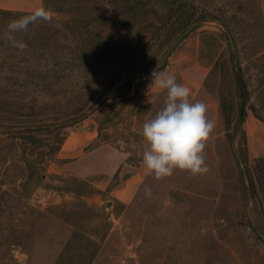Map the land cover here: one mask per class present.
Here are the masks:
<instances>
[{
	"label": "rangeland",
	"instance_id": "1",
	"mask_svg": "<svg viewBox=\"0 0 264 264\" xmlns=\"http://www.w3.org/2000/svg\"><path fill=\"white\" fill-rule=\"evenodd\" d=\"M140 1L45 0L54 19L16 33L27 44L23 53L4 33L27 14L0 13V264H264V156H248L244 127L249 112L264 122V0H177L171 17L173 0ZM158 18L164 28L156 33ZM104 29L135 50L120 56V69L127 62L152 70L170 51L157 70L189 87L215 122L204 151L207 173L177 169L161 180L148 174L140 133L166 93L152 77L143 89L134 81V96H122L126 79L104 90L118 66L92 68L77 60L90 52L80 43L106 39ZM235 58L245 97L240 130ZM86 119L97 122L101 140L115 142L142 168L130 200L111 193L126 169L104 188L66 173L56 157L67 132Z\"/></svg>",
	"mask_w": 264,
	"mask_h": 264
},
{
	"label": "clouds",
	"instance_id": "2",
	"mask_svg": "<svg viewBox=\"0 0 264 264\" xmlns=\"http://www.w3.org/2000/svg\"><path fill=\"white\" fill-rule=\"evenodd\" d=\"M54 13L43 6L11 20L4 33L5 41L23 53L27 44L16 38V33L27 32L29 25L38 21L51 23ZM152 84L166 93L162 107L142 124L141 135L145 141L142 160L148 174L161 180L173 175L174 170L190 175H203L209 171L204 151L215 122L208 118L207 105L191 99V89L177 82L174 75L153 70ZM146 197L151 188H145Z\"/></svg>",
	"mask_w": 264,
	"mask_h": 264
},
{
	"label": "crops",
	"instance_id": "3",
	"mask_svg": "<svg viewBox=\"0 0 264 264\" xmlns=\"http://www.w3.org/2000/svg\"><path fill=\"white\" fill-rule=\"evenodd\" d=\"M45 6L44 0H0V8L13 11L32 12L36 7ZM247 132V152L250 158L264 156V122L249 112L244 121ZM101 130L96 121L86 119L79 130L67 132L56 157L63 161L62 168L68 174L82 178L89 177L104 188L108 187L117 173L124 169L127 174L111 193L125 202L134 195L143 170L128 161V153L115 142L101 140Z\"/></svg>",
	"mask_w": 264,
	"mask_h": 264
},
{
	"label": "trees",
	"instance_id": "4",
	"mask_svg": "<svg viewBox=\"0 0 264 264\" xmlns=\"http://www.w3.org/2000/svg\"><path fill=\"white\" fill-rule=\"evenodd\" d=\"M45 1V0H44ZM138 2H141L140 0H138ZM177 0H173L172 4H171V8L169 9V14H167L168 17L173 16V14L175 12H177L178 10V4L176 3ZM108 4V3H107ZM124 4H128V2H125ZM106 11L109 12L110 8L109 6L105 7ZM129 10V9H128ZM154 13L159 16V13L155 10H153ZM0 13H13L16 15H22V14H29V12H24V11H13V10H6V9H1L0 8ZM155 15V18H156ZM81 22L78 21V25ZM164 24V20L161 18L156 19V24L154 25V29L155 32L156 31H160L161 28H164V25H160V24ZM122 31L126 30L123 29V27H121ZM114 30V29H113ZM103 33L108 34L109 36H107L106 39H103V36L100 35L101 38H99V35L96 38H92V40H84L82 41L81 44H85V50H90L89 53H86L84 55V57L81 55L79 57H77V60H80L81 63L87 64V67H100L104 66V68H109L110 66H118L116 67L115 71H117L116 73L112 74V77L109 79V82L107 83L108 85H106L105 89H108V87L110 85L114 86L116 85L119 81L126 79V85L129 87V90L127 92V94L122 95L127 96L128 94L129 97L130 96H134V94L132 95V86L135 80L137 81V88H146L148 86V83H150V78L152 77V70H148V68H138V67H134V63H123V66L120 69V64H118V62L120 61V56L122 54H126L128 52H131V54H134L135 50L132 49V46L130 44L127 43H123V44H119L118 42H114L113 40V33L111 31H107L104 29ZM157 33V32H156ZM113 34V35H111ZM103 35V34H102ZM154 34H152V36H154ZM148 44L147 43H142L143 46H146ZM79 45V46H80ZM120 53V54H119ZM150 68V67H149ZM100 70V69H98ZM97 70V71H98ZM157 70V69H155ZM215 70V69H214ZM212 75V73L210 74V76ZM209 77V76H208ZM242 127V121L240 120V118H237L235 121V129L240 130V128ZM245 160V159H244Z\"/></svg>",
	"mask_w": 264,
	"mask_h": 264
},
{
	"label": "water",
	"instance_id": "5",
	"mask_svg": "<svg viewBox=\"0 0 264 264\" xmlns=\"http://www.w3.org/2000/svg\"><path fill=\"white\" fill-rule=\"evenodd\" d=\"M202 22V19H199L197 20L193 25H191L187 30H185L183 33H181L177 38L176 40L172 43L171 47H170V51L173 50V48L183 39L185 38L189 33H191L193 30H195L199 25L200 23ZM229 37H230V42L232 43L233 45V49L235 50V47H234V42L232 40V37L231 35L229 34ZM170 51L167 53V55L165 56L164 60H163V63L160 65V66H157V67H154L153 69H159L161 68L162 66L165 65L166 61H167V58L169 56V53ZM237 62H238V59L235 58L234 59V63H235V69L237 71V80H238V87H239V93H240V120L242 121L243 120V116H244V112H245V97H244V91H243V87H242V83H241V75H240V72H239V67L237 65ZM106 99V95L103 96V98L99 101V103H97V105H95L87 114H91L93 113V111H95L96 109H98L102 103L105 101ZM235 154H236V157L238 159V162L239 164L241 165L243 171H244V176H245V180H246V183L248 184L249 183V176H248V171L246 169V166H245V163L243 161V158L241 156V154L238 152V150L235 148ZM259 234L261 235V237L264 239V234L259 231Z\"/></svg>",
	"mask_w": 264,
	"mask_h": 264
}]
</instances>
